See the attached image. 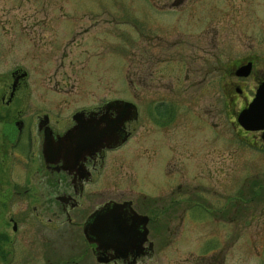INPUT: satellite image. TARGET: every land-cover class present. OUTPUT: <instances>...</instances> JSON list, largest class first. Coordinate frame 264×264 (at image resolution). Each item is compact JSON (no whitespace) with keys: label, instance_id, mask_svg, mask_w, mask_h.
I'll return each mask as SVG.
<instances>
[{"label":"flooded vegetation","instance_id":"af4514ba","mask_svg":"<svg viewBox=\"0 0 264 264\" xmlns=\"http://www.w3.org/2000/svg\"><path fill=\"white\" fill-rule=\"evenodd\" d=\"M143 2L140 109L108 94L98 103L83 105L76 91H46L40 85L44 77L40 82L33 80V72L25 67L8 68L3 76L0 72V210L16 209L7 221L12 233L17 234L23 224L34 223L41 232L52 230L61 242L66 233L79 230L84 253L96 262L93 252L98 247L87 243L84 224L108 203L125 207L129 203L146 222V242L118 251L124 257L108 264H146L161 254L164 240L186 239L195 225L212 218L206 176L195 179L186 170L185 162L193 157L187 150L194 149V139L176 135L179 113L181 117L189 115L185 95L196 88L219 91V102L223 113L228 114L237 145L264 156V129L245 131L237 123L238 114L264 85V0H167L160 8L159 4L152 7L148 0ZM149 8L157 15L155 31L158 27L161 34L157 37L156 33L154 39L147 35ZM15 14L11 19L5 14L6 23L0 24V31L17 29L35 44L45 43V31L54 26L52 19L66 16L61 8L52 14L45 7ZM169 30L181 38L168 42L162 32ZM46 46L48 43L41 48ZM171 75L176 78L170 82L171 87H160L159 81ZM113 102L123 104L111 106ZM126 103L136 110L133 120H128L134 111L127 113ZM204 116L196 120L198 125L205 123ZM139 122L142 162L139 185L133 190L128 144ZM151 127L156 136L150 137ZM195 181L202 185H194ZM237 192L229 202L235 217H228L235 223L238 208H242V195ZM126 195L132 198L126 199ZM227 201L226 197L219 200L223 208L217 214L222 219L226 217ZM199 215H204V221L197 219ZM263 215L264 210L254 218ZM223 223L222 235L229 240L231 233L227 237L225 226L231 223ZM136 226L140 229V224ZM234 237L237 241V231ZM233 247L202 253L181 264H240ZM101 249L103 257L116 255L115 249ZM228 256L233 263H227Z\"/></svg>","mask_w":264,"mask_h":264},{"label":"rangeland","instance_id":"374dc122","mask_svg":"<svg viewBox=\"0 0 264 264\" xmlns=\"http://www.w3.org/2000/svg\"><path fill=\"white\" fill-rule=\"evenodd\" d=\"M143 1L0 0V14L3 13L0 15V24L6 23L5 14L11 19L15 13H22L31 8L45 7L50 9L52 14L61 8L66 14L60 17V20L52 19L51 24L54 26L45 31V43L35 44L29 41L27 36H22L17 29L0 31L2 76L8 68L25 67L33 72V80L38 79L40 82L44 77V84L40 82V85L46 91H76L80 94L83 105L98 103V100H104L108 94L109 98L132 102L140 109V83L143 77L140 60L145 43L140 26L145 7ZM166 1L148 0L152 7L159 4L158 8L163 7L161 3ZM147 16L150 21L148 39L161 37L158 27L155 31L154 20L157 15L154 10L149 8ZM61 22H64L63 26L60 25ZM182 33H185V30ZM262 33L264 35V32ZM226 34L229 36V28ZM162 36L168 42L181 38V35L176 36L171 30L162 32ZM183 38L186 39L185 36ZM46 43L48 46L42 49V45ZM172 60L175 61L174 58ZM164 79L159 81L160 87H171L170 82L176 81L175 76ZM197 89L185 95L188 106L184 105L188 107L187 113L193 118L189 115L181 117L179 113L176 135L179 139L189 136L194 139V149L187 150L193 157L185 162L186 170L190 175H194L195 179L206 176L210 203L208 211L211 212L212 218H207L203 224L196 223L194 230H190L191 235L187 234L186 239L164 240V250L146 264H181L189 259H197L202 253H212L215 249L218 251V248L229 245L235 246L233 248H236L240 257V264H264V215L257 220L254 218L264 210V185L259 187L264 184V156H256L244 145H237L228 114L223 113L219 102V91ZM203 114L205 123L198 125L196 120L202 119ZM134 128L136 130L129 141L128 152L130 186L136 190L142 162L140 122L134 125ZM151 128L150 137L156 136V130ZM254 183H257L256 186ZM195 184L202 185L199 181H195ZM235 185L239 189L238 192ZM236 192L242 195V208H238L239 214L236 215L237 223L228 221V217L230 220L235 217L232 214L233 205L229 206V202L234 201ZM225 197L228 200V208L224 220L217 212L223 208L220 207L219 200ZM127 198L132 196L126 195ZM15 211V208L10 207L0 210L2 264H96L90 254L84 253L79 230L69 231L61 238V242L52 230L41 232L34 223L23 224L17 234L12 233L11 225L7 221L15 215ZM197 219L204 221V215H199ZM224 221L231 223V226H225L227 237H230L231 233L229 240L222 235ZM235 231L237 241L234 237ZM53 253L55 257L52 256ZM227 263H233L229 256Z\"/></svg>","mask_w":264,"mask_h":264},{"label":"water","instance_id":"95a60500","mask_svg":"<svg viewBox=\"0 0 264 264\" xmlns=\"http://www.w3.org/2000/svg\"><path fill=\"white\" fill-rule=\"evenodd\" d=\"M123 104L121 102H113L111 106ZM127 113H133L134 116L128 120L136 118V110L134 106L126 103ZM264 117V85L260 86L254 100L248 107L242 110L237 117V123L245 131L263 130L264 125L261 121ZM140 224V229L136 226ZM146 222L141 220L130 208V204L118 205L108 203L99 210L91 214L84 224L83 234L88 244L97 245L93 255L99 264H108L109 262L124 257L118 251L127 247L138 248L146 242L147 232L145 229ZM98 228V231L96 230ZM138 229V231L136 230ZM136 234V236H135ZM115 249L116 255L110 259L99 254L101 248ZM103 250V249H101Z\"/></svg>","mask_w":264,"mask_h":264}]
</instances>
